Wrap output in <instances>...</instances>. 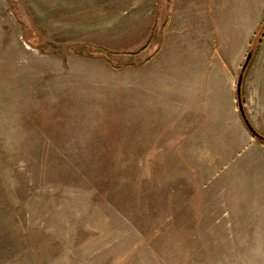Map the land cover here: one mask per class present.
I'll return each instance as SVG.
<instances>
[{"label": "rangeland", "instance_id": "rangeland-1", "mask_svg": "<svg viewBox=\"0 0 264 264\" xmlns=\"http://www.w3.org/2000/svg\"><path fill=\"white\" fill-rule=\"evenodd\" d=\"M161 2L0 0V264H264V6L205 72Z\"/></svg>", "mask_w": 264, "mask_h": 264}, {"label": "crops", "instance_id": "crops-1", "mask_svg": "<svg viewBox=\"0 0 264 264\" xmlns=\"http://www.w3.org/2000/svg\"><path fill=\"white\" fill-rule=\"evenodd\" d=\"M219 1L220 0H162L159 11L164 19V28L160 39L163 45L161 48L159 47L158 50L157 47L155 49L153 48L154 50L149 54L151 55L158 52L162 56L165 55L169 58L171 63V60L174 61L176 57L185 59L197 55L194 53V48H198L201 42H207V56L205 64H203V69H206V72L207 69L213 65L214 69H220L218 62L215 61L212 65L213 60L210 57L212 52L211 43L214 42V39L216 38L218 45L221 43L220 41L225 39L224 37L220 38L219 33L217 34L218 28L216 27L217 21L220 19L218 11L222 9L227 13L226 20L223 23L225 28L224 31H228L229 33L235 26L240 27V25H242V27H245V31L243 30L245 35L242 43L235 52L232 53L233 60L230 61L231 66H233V64L236 65L247 47V42L250 39L252 31L260 21L264 0H221V3H219ZM243 31L242 29L240 30L241 33H243ZM211 35L213 37L212 40H210ZM180 43L184 44L180 46ZM177 49L182 50L183 53L181 54V51L179 55H177ZM164 68L165 66H163V69ZM189 68L188 70H190V72L195 71L193 66ZM230 72H232V70H230ZM262 147V151L258 152V154H264V146L262 145ZM249 164L253 166L255 163L251 160ZM235 168L242 171L248 168V166L245 164H243V166L235 165ZM230 174L231 173H229V175Z\"/></svg>", "mask_w": 264, "mask_h": 264}, {"label": "water", "instance_id": "water-1", "mask_svg": "<svg viewBox=\"0 0 264 264\" xmlns=\"http://www.w3.org/2000/svg\"><path fill=\"white\" fill-rule=\"evenodd\" d=\"M251 59V52H248L247 55L245 56V59L243 61V64L241 65L240 68V72L238 74L237 77V81H236V89H235V94H236V100H237V106H238V110L240 112V115L243 119V122L246 126V128L249 130V132L252 134V136L259 138L261 140L264 141V136L261 135L254 127L253 125L250 123V121L247 119L244 110H243V104H242V100H241V82L243 79V72L246 69L249 61Z\"/></svg>", "mask_w": 264, "mask_h": 264}, {"label": "trees", "instance_id": "trees-1", "mask_svg": "<svg viewBox=\"0 0 264 264\" xmlns=\"http://www.w3.org/2000/svg\"><path fill=\"white\" fill-rule=\"evenodd\" d=\"M263 25H264V22L262 23V25L260 26V27H263ZM262 36H263V33L261 34ZM252 43V42H251ZM251 43H250V49L247 51V53L248 52H251V58L253 57V54H254V52H255V48H257L256 46H251ZM247 53H246V55H247ZM245 55V56H246ZM250 61H251V59H250ZM250 61H249V63H250ZM249 63H248V65H249ZM247 65V66H248ZM258 140H259V142L264 146V141L263 140H261V139H259V138H257Z\"/></svg>", "mask_w": 264, "mask_h": 264}]
</instances>
